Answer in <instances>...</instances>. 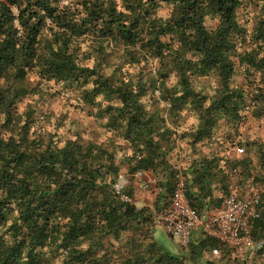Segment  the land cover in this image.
<instances>
[{
  "label": "trees",
  "instance_id": "trees-1",
  "mask_svg": "<svg viewBox=\"0 0 264 264\" xmlns=\"http://www.w3.org/2000/svg\"><path fill=\"white\" fill-rule=\"evenodd\" d=\"M64 1L0 0V264H193L202 260L205 250L212 253L219 247L220 261L202 264H248L238 250L240 257L202 233L195 241L192 235L188 258L165 249L150 234L155 211L116 193L120 166L114 151L79 138L64 144L54 137L48 142L39 135L32 138L33 112L19 113L17 104L32 92L27 79L34 68L42 79L82 88L85 100L98 107V116L106 117L107 125L125 133L124 139L134 145L127 157L132 175L161 168V196H170L182 173L193 207L208 211L219 206L229 190L232 176L221 167L223 157L206 156L187 169L173 167L168 159L173 131L144 103L148 79L141 75L134 80L119 66L107 72L103 51L97 64H82L79 38H100L91 39L97 47L106 40L126 45L131 64H150L149 58L157 62L150 82H159L171 113L187 105L198 112L194 141L199 142L222 120L240 123L242 111L264 116V20L253 39L257 48L239 51V43L247 38L237 16L242 0H122L121 8L115 0ZM164 5L170 13L158 15ZM209 16L218 19L215 28L206 26ZM239 66L247 78L255 75L252 92L234 85ZM173 74L177 86L167 84ZM210 74L219 86L209 99L196 90L194 81ZM260 149L261 174L253 179L264 185V144ZM245 161H230L229 173ZM260 207L252 221L257 241L264 240V194ZM126 232L132 234L124 246L128 254L99 252L111 246L104 247L106 238L119 241ZM263 252L264 247L258 254Z\"/></svg>",
  "mask_w": 264,
  "mask_h": 264
},
{
  "label": "rangeland",
  "instance_id": "rangeland-1",
  "mask_svg": "<svg viewBox=\"0 0 264 264\" xmlns=\"http://www.w3.org/2000/svg\"><path fill=\"white\" fill-rule=\"evenodd\" d=\"M73 1L65 0L64 3H73ZM115 2L121 8L122 0H115ZM169 13L170 7L166 5L158 10V15L166 16ZM237 16L247 36L245 42L239 43L238 50L244 51L245 49L252 50L257 48L258 44L256 42L253 43V39L257 27L264 20V0H242ZM205 24L208 28H215L218 24V19L209 16L206 18ZM91 39L99 40L100 38L91 35L79 38L82 64L91 67L97 64L101 59V51H103L105 52L103 54L107 55L103 57L106 61L104 66L107 72H111L115 67L119 66L127 76L133 77L134 80H137L141 75L145 76L144 80L148 79L149 91L144 97V103L149 110L159 112L161 117H164L166 126L173 131L171 137L174 139V148L168 155L169 163L173 167H176V169H187L200 158L216 156L223 157L220 164L223 169L228 171L227 175L232 176L231 182H237L239 176L229 173L231 168L230 161L246 159L242 167H240L243 173L241 176L244 179H251L261 174L262 150L260 149V144H264V116L259 118L247 110L242 111L244 116L240 123L222 120L212 129L210 137L195 142L194 133L200 123L198 112L190 105H187L182 112L171 113V104L162 98L159 82L157 80L150 82L149 80V76L156 74L157 62L148 57L150 64H146L147 61L144 60L131 64L127 62L126 45H120L113 40H106L104 45L97 47L93 46ZM243 70L244 68L241 66L237 68L233 83L234 85L249 87L252 92L254 85L251 84H255V75L247 78ZM256 77L258 78V74H256ZM178 82V77L173 74L168 79L167 84L169 86H177ZM27 84L32 89V92L21 99L17 107L19 113L33 112L35 124L30 131L31 137L34 138L39 135L47 142L50 137H54L60 144L79 138L83 142H95L114 151L120 166V174L126 176L123 181L126 183L128 191L134 194L137 206H147L155 211L154 225L150 229L151 237L165 249L185 255L188 258L190 247L187 249L180 247L178 240L172 238L159 220V214L163 211L170 198V196L165 194L161 196V193H165L163 187L164 171L161 168L158 169L159 171L154 172L148 170L150 175L153 174L158 178V185H152L150 190L137 189L138 179L129 172L128 166L131 161L129 162L127 158L133 154L134 145L124 139L125 133L108 126L106 117L98 116V107H94L85 100L82 88L70 83L66 84L62 81H56L55 79H42L37 68L30 71ZM194 86L197 91L202 95H207L210 99L215 95L219 86L218 78L213 74L199 77L194 81ZM101 98L99 97V99ZM209 102L210 100L207 101V103ZM2 119L3 117H0V120ZM237 146L244 147L245 151L243 154L239 155L236 153ZM216 194L222 195L220 191H216ZM157 205L159 209L155 210ZM200 234V232L195 234L192 241H195ZM131 235L130 232L123 233L119 241L112 237L106 238L103 242L104 247L105 245L111 246L103 251L101 248L99 252L108 251L111 254H128V250L124 246ZM83 246L88 247V243L83 244ZM230 250H232L233 255H241L243 259L247 260L248 264H261L264 262V258L258 255H251L253 256L251 258L248 253H243L245 251L236 254L234 249ZM117 256L115 255V257ZM206 260L220 261L218 256H215L209 250H205L202 260H199V263L193 262V264H202Z\"/></svg>",
  "mask_w": 264,
  "mask_h": 264
},
{
  "label": "built area",
  "instance_id": "built-area-1",
  "mask_svg": "<svg viewBox=\"0 0 264 264\" xmlns=\"http://www.w3.org/2000/svg\"><path fill=\"white\" fill-rule=\"evenodd\" d=\"M244 147L238 146L236 153L241 155ZM149 177L147 178V176ZM133 176L138 179L137 189L150 190L152 185H158V178L148 171H137ZM124 174L119 175L115 191L122 199L135 203L134 196L127 191L123 180ZM186 180L178 173L175 189L170 195L168 205L159 214V220L168 232L177 239L183 247H188L193 233L200 232L206 237L218 239L221 246H226L248 253L250 257L260 256L258 253L264 247V240L257 241L253 235V219L259 217L263 201L264 185L252 178L247 181L239 180L229 184L228 192L222 197L219 206L200 213L191 204L186 192ZM215 256L221 255V248H214ZM253 255V256H251ZM264 258V252L261 256Z\"/></svg>",
  "mask_w": 264,
  "mask_h": 264
},
{
  "label": "clouds",
  "instance_id": "clouds-1",
  "mask_svg": "<svg viewBox=\"0 0 264 264\" xmlns=\"http://www.w3.org/2000/svg\"><path fill=\"white\" fill-rule=\"evenodd\" d=\"M238 147V146H237ZM233 175H236V176H239V178L242 180H245V181H247L248 179H250V178H246V179H244L241 175H242V171L239 169V168H237V169H233ZM241 176V177H240ZM252 179H253V177H252ZM255 182H258V181H256L255 179H253ZM233 182V181H232ZM232 182H230V183H232ZM259 183H261V182H259ZM262 184V183H261ZM133 194V193H132ZM133 196H134V194H133ZM135 200V199H134ZM136 206H137V201L135 200V203H134ZM138 207V206H137ZM169 233V232H168ZM197 233H199V232H196V233H193L194 235L195 234H197ZM190 245V244H189ZM183 247V246H182ZM183 248H189V246L188 247H183Z\"/></svg>",
  "mask_w": 264,
  "mask_h": 264
}]
</instances>
